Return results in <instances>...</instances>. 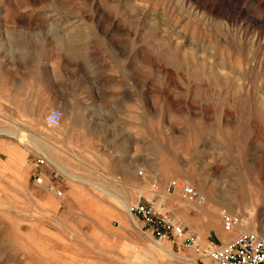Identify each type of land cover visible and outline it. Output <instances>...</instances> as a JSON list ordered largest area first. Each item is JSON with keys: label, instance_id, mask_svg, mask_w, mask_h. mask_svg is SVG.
Wrapping results in <instances>:
<instances>
[{"label": "rangeland", "instance_id": "obj_1", "mask_svg": "<svg viewBox=\"0 0 264 264\" xmlns=\"http://www.w3.org/2000/svg\"><path fill=\"white\" fill-rule=\"evenodd\" d=\"M139 201L200 249L151 239ZM244 231H264V0H0V264H215Z\"/></svg>", "mask_w": 264, "mask_h": 264}, {"label": "built area", "instance_id": "obj_2", "mask_svg": "<svg viewBox=\"0 0 264 264\" xmlns=\"http://www.w3.org/2000/svg\"><path fill=\"white\" fill-rule=\"evenodd\" d=\"M62 116L61 108L54 107L45 116V123L50 128H57L61 124ZM28 163L33 171V181L36 185L44 186L58 196L62 194L53 184H44L42 168L46 163L43 156L31 158ZM158 191L157 182L152 183L150 192L158 195ZM175 193L186 203L197 206H203L206 203L205 196L194 187L184 181L172 179L163 186L162 195L169 197ZM128 212L132 219L142 222L145 233L151 239L158 241L172 239L182 246L200 249L197 235L186 230L170 212L156 210L151 204H143L141 201L130 206ZM219 217L222 228L226 232H231L240 225L239 218L232 216L225 209L220 211ZM203 252L215 264H264V231L262 233L239 232L228 242L212 245Z\"/></svg>", "mask_w": 264, "mask_h": 264}, {"label": "crops", "instance_id": "obj_3", "mask_svg": "<svg viewBox=\"0 0 264 264\" xmlns=\"http://www.w3.org/2000/svg\"><path fill=\"white\" fill-rule=\"evenodd\" d=\"M60 78H61V82H60L61 83L60 84L61 90H63V91L71 90L72 85H70L67 80H64L66 78V76L63 73H61ZM56 84L59 85V73H56ZM220 243H223V242L221 241Z\"/></svg>", "mask_w": 264, "mask_h": 264}, {"label": "bare ground", "instance_id": "obj_4", "mask_svg": "<svg viewBox=\"0 0 264 264\" xmlns=\"http://www.w3.org/2000/svg\"><path fill=\"white\" fill-rule=\"evenodd\" d=\"M65 113H67V116L69 115V118H72V115H73V112H68V111H65ZM205 196V195H204ZM128 211H129V207H128ZM129 213V212H128ZM133 220H135V219H133ZM136 221V220H135ZM137 222V221H136ZM137 224H138V226H139V223L137 222ZM141 227V226H140ZM245 232V231H244ZM246 232H248V231H246Z\"/></svg>", "mask_w": 264, "mask_h": 264}]
</instances>
